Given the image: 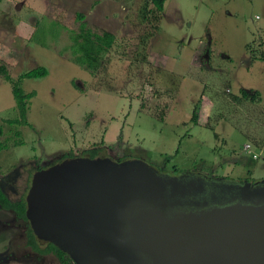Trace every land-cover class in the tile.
Returning <instances> with one entry per match:
<instances>
[{"label": "rangeland", "instance_id": "rangeland-1", "mask_svg": "<svg viewBox=\"0 0 264 264\" xmlns=\"http://www.w3.org/2000/svg\"><path fill=\"white\" fill-rule=\"evenodd\" d=\"M144 2L0 0V63L13 79L36 67L48 71L19 81L33 92L20 124L9 122L17 111L11 86L0 77V190L12 201L25 197L36 169L87 151L232 182L264 177V147L252 171L238 163L248 159L242 144L250 130L264 138V74L242 59L246 42L256 54L264 43L261 0L232 16L235 0H166L153 26L140 21ZM76 14L116 38L96 76L60 52L69 44L65 29H78ZM51 21L59 34L48 36L49 48L31 41L36 24ZM245 88L258 93L254 101L241 98ZM26 228L0 207V264H62L34 253Z\"/></svg>", "mask_w": 264, "mask_h": 264}, {"label": "water", "instance_id": "water-1", "mask_svg": "<svg viewBox=\"0 0 264 264\" xmlns=\"http://www.w3.org/2000/svg\"><path fill=\"white\" fill-rule=\"evenodd\" d=\"M215 178L67 158L33 173L25 216L38 240L88 264H264V179Z\"/></svg>", "mask_w": 264, "mask_h": 264}, {"label": "trees", "instance_id": "trees-1", "mask_svg": "<svg viewBox=\"0 0 264 264\" xmlns=\"http://www.w3.org/2000/svg\"><path fill=\"white\" fill-rule=\"evenodd\" d=\"M165 1L166 0H145L140 9V21L153 26L152 24L162 17ZM75 19L79 22L78 29H65L67 31L69 44L63 47L60 52L63 53L68 51L70 60L73 64L89 72L91 75L96 76L105 68L108 60V53L112 49L116 38L108 31L90 28L84 21V16L82 14H76ZM36 29V33L32 35L31 41L45 48H49L47 45L48 36L54 39L59 34V26L55 21H51L48 25L39 22L36 24ZM47 74L48 71L45 67H36L20 74L18 78L13 79L9 75L7 67L0 63V77L10 84L12 97L15 102V109L17 111V118L9 121L11 124H20L25 121L27 102L33 95V92H24L19 85V81L22 78H41ZM240 93L242 99H249L250 101H254L258 96L256 91L251 90L242 89ZM198 110L199 105L196 104L191 116V122L194 125L197 124ZM2 135L3 127L0 124V151L4 148L1 141ZM87 153L89 157L96 156L95 151H87ZM0 207L14 212L17 219L27 220L25 216L26 203L24 197H19V199L12 201L0 190ZM26 238L28 246L34 251L40 253L53 252L59 259H62V252L52 243H47L44 249H40L39 246L45 242L38 240L30 227L27 230Z\"/></svg>", "mask_w": 264, "mask_h": 264}, {"label": "crops", "instance_id": "crops-1", "mask_svg": "<svg viewBox=\"0 0 264 264\" xmlns=\"http://www.w3.org/2000/svg\"><path fill=\"white\" fill-rule=\"evenodd\" d=\"M230 1H233V0H230ZM251 1L252 0H249V2L247 0H235V3L233 2L231 5L232 10H229L230 11L229 15H231V16L233 14L239 15L241 12H244V9H245L244 4H246L247 2L251 3ZM261 2H262L263 10H264V0H261ZM263 44L264 43H262L260 46V50H259L260 53L256 54L251 50L252 46L247 45V42H246L245 47H244V53L242 54V59L245 60L244 62L247 61V65L250 66L249 69L251 68V66L254 65V66H257L259 68L258 71L260 73L264 74V63H263L264 45ZM246 75H248V76L252 75V73H250V70L246 71ZM250 89H252V88H250ZM250 89L245 88V90H250ZM251 91H253V90H251ZM247 134L249 135L248 136L249 138H248V141H245L242 144V151L244 152V154L246 156H248V159L247 158L246 159L245 158L240 159L241 161L238 160V163H242L240 165L247 166L252 171V169L254 167V162L257 160V158L261 155V153L263 151L262 149L264 147V144H263L264 138L262 139L261 136H259L256 132L253 133L251 130ZM246 144L250 145L249 152H247L244 149V146ZM256 151H258V152H256ZM253 155H254V158H253ZM250 170H249V172H250ZM246 173L248 174V171ZM261 179H264V177H262Z\"/></svg>", "mask_w": 264, "mask_h": 264}, {"label": "flooded vegetation", "instance_id": "flooded-vegetation-1", "mask_svg": "<svg viewBox=\"0 0 264 264\" xmlns=\"http://www.w3.org/2000/svg\"><path fill=\"white\" fill-rule=\"evenodd\" d=\"M78 157H87V158H90V159H93V158H97V157H99V156H95V157H89V155L88 154H85V156H78V155H74V154H69V155H66V156H64L63 158H61L60 160H57V161H55V163H52V164H50V165H48V166H43V167H39L38 169H36L34 172H36V171H39V170H42V169H46V168H48V167H51V166H53V165H55L56 163H59L60 161H62V160H64V159H67V158H78ZM99 158H108V157H99ZM110 159V158H109ZM111 160V159H110ZM129 160H138V159H122V160H120V161H113V160H111V161H113V162H116V163H122V162H125V161H129ZM141 161V160H140ZM155 170H157V173H159V174H161V175H169V174H171V173H173V172H176V171H162V170H159V169H155ZM33 172V173H34ZM33 175V174H32ZM31 175V176H32ZM207 179H209V180H212V181H214V180H217L216 178L215 179H213L214 177H206ZM215 182V181H214ZM207 185H208V183H207ZM30 186V185H29ZM29 189V188H28ZM27 194V193H26ZM26 196V195H25ZM24 199H25V197H24ZM26 210V209H25ZM14 213V212H13ZM14 215H15V213H14ZM15 217H16V215H15ZM17 218V217H16ZM18 220H20L21 222H26V225H27V228H26V233H27V230H28V228L30 227V223H29V221L28 220H22V219H18ZM31 228V227H30ZM25 237H26V234H25ZM47 243H52V244H54L61 252H62V259H59L53 252H47V253H40V252H37V251H34L30 246V248H31V250H33L34 251V253H37V254H40V255H47V254H52V255H54L55 257H56V259H58L59 261H61V263L62 264H88V263H86L85 261H82L81 259H80V257L78 256V258H73V257H71L67 252H65L64 251V249H62V248H60L58 245H56L55 243H53V242H50V241H48V242H45V243H43L41 246H39L40 247V249H44L45 248V245L47 244ZM26 244H27V238H26ZM27 246H28V244H27ZM122 264H149V262L147 261V260H145L144 258H140V260H136V261H133V260H130V259H128L127 261H125L124 263H122Z\"/></svg>", "mask_w": 264, "mask_h": 264}, {"label": "built area", "instance_id": "built-area-1", "mask_svg": "<svg viewBox=\"0 0 264 264\" xmlns=\"http://www.w3.org/2000/svg\"><path fill=\"white\" fill-rule=\"evenodd\" d=\"M249 147H250V145H249V144H246V145L244 146V149H245L247 152H249ZM253 158H254V155H253Z\"/></svg>", "mask_w": 264, "mask_h": 264}]
</instances>
